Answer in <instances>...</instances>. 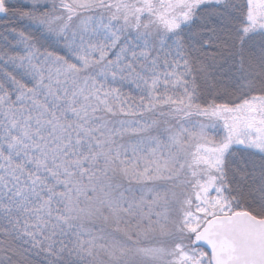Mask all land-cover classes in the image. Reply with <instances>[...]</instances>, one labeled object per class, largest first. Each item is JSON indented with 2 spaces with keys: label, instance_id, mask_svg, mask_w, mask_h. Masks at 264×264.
Returning a JSON list of instances; mask_svg holds the SVG:
<instances>
[{
  "label": "snow or ice",
  "instance_id": "obj_1",
  "mask_svg": "<svg viewBox=\"0 0 264 264\" xmlns=\"http://www.w3.org/2000/svg\"><path fill=\"white\" fill-rule=\"evenodd\" d=\"M0 264H264V0H0Z\"/></svg>",
  "mask_w": 264,
  "mask_h": 264
}]
</instances>
